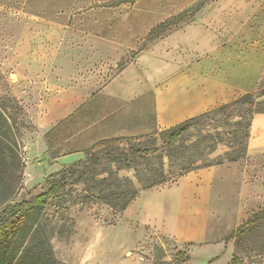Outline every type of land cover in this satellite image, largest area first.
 I'll list each match as a JSON object with an SVG mask.
<instances>
[{"label": "rangeland", "instance_id": "1", "mask_svg": "<svg viewBox=\"0 0 264 264\" xmlns=\"http://www.w3.org/2000/svg\"><path fill=\"white\" fill-rule=\"evenodd\" d=\"M36 1L0 0V212L7 203L43 192L46 176L84 159L86 151L156 148L146 162L111 165L99 176L109 175L114 191L125 188L127 179L139 193L147 189L142 187L146 178L161 171L165 180L159 185L173 183L191 170L215 168L204 242L181 244L143 229L124 209L94 196L95 179L68 185L49 197L38 212L29 213L27 222L37 218L54 255L66 264H229L233 256L244 264H264V113L252 115L243 152L230 143L232 132L240 136L239 127L219 121L220 115L208 125L190 127L167 150L161 146L162 129L155 126L150 95L124 100L92 93L116 69L159 44L191 37H201L206 45L211 38L222 43L243 25L263 39L264 0H52L55 15H70L55 18L69 23L63 34L55 35L60 49L37 52L47 55L45 74H31L27 84H16L13 42L28 21L24 13L43 9L45 4ZM2 12L9 17L3 19ZM257 38L246 37V44ZM186 43L179 44L183 54L190 53ZM79 78L92 95L73 114L42 128L46 80L54 85L50 100L57 104V86L75 87ZM250 92H264V66ZM239 114L235 111L232 120L240 119ZM18 230L15 239L21 235Z\"/></svg>", "mask_w": 264, "mask_h": 264}, {"label": "crops", "instance_id": "2", "mask_svg": "<svg viewBox=\"0 0 264 264\" xmlns=\"http://www.w3.org/2000/svg\"><path fill=\"white\" fill-rule=\"evenodd\" d=\"M51 1H36L45 7L24 13L23 18L28 21L22 23L12 47L16 84H27L31 74H45L49 66L47 55L39 56L37 52L60 49L55 35L63 34L69 23L55 18L69 19L70 15L65 12L55 15L50 9ZM1 4L6 7L5 1ZM1 17L6 19L9 14L2 12ZM233 33L232 40L228 38L222 43L211 38V44L206 45L201 43V37H191L190 40L175 39L173 44L165 46L156 45L116 69L92 93L124 100L150 95L157 129L232 101L255 88L264 66L261 33L246 30L244 25ZM255 35L258 41L246 44V37ZM181 42L190 45L189 54L182 53ZM80 79L75 87L68 83L57 86L56 91H61L56 94L60 99L57 104L51 101L55 96L54 85L46 80L39 117L42 128H49L59 118L73 114L92 95L86 89V81ZM215 173L213 167H202L182 174L173 183L142 190L126 206L125 215L143 229L169 236L177 243H202L212 215Z\"/></svg>", "mask_w": 264, "mask_h": 264}, {"label": "trees", "instance_id": "3", "mask_svg": "<svg viewBox=\"0 0 264 264\" xmlns=\"http://www.w3.org/2000/svg\"><path fill=\"white\" fill-rule=\"evenodd\" d=\"M263 94L264 92L259 94L247 92L232 101L160 130L162 148L168 150L190 127L208 125L210 119L214 120L216 115H220L219 121L239 127L240 136L232 132L233 142L230 143L232 146L238 145L240 152H243L252 115L264 113V97L259 99ZM235 111L240 112L238 120H232ZM1 116L4 117L0 108V119ZM155 149L137 148L131 145L111 146L100 153L86 151L84 159L66 163L59 170L46 176L43 180L44 191L34 198L5 204L0 212V264H66L54 255L48 238L43 235L39 224L35 222L37 218L29 222L30 224L27 222L29 213L33 210L38 212L39 208L47 204L49 197L58 196L68 185L81 184L89 179L98 181L94 194L96 198L113 208L125 209L138 191L131 187L127 179L125 188L114 191L110 187V176L99 175L111 165L129 166L131 163L146 162ZM164 180L165 173L161 171L155 176L147 177L142 187L150 188L161 184ZM249 221L250 219L246 222ZM33 223H36V226L30 230ZM240 227L231 232L230 236H234ZM19 228L21 235L15 239ZM229 264H244V262L238 256H233Z\"/></svg>", "mask_w": 264, "mask_h": 264}]
</instances>
